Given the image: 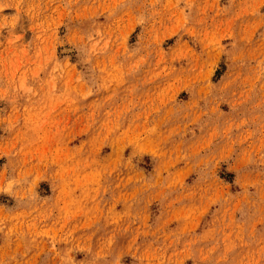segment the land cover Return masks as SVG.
<instances>
[{"label": "rangeland", "instance_id": "rangeland-1", "mask_svg": "<svg viewBox=\"0 0 264 264\" xmlns=\"http://www.w3.org/2000/svg\"><path fill=\"white\" fill-rule=\"evenodd\" d=\"M0 264H264V0H0Z\"/></svg>", "mask_w": 264, "mask_h": 264}]
</instances>
